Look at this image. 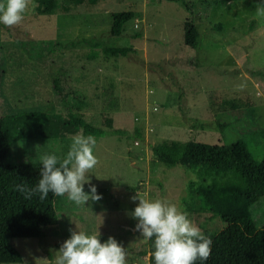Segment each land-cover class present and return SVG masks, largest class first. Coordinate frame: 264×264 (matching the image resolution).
<instances>
[{"label":"rangeland","instance_id":"374dc122","mask_svg":"<svg viewBox=\"0 0 264 264\" xmlns=\"http://www.w3.org/2000/svg\"><path fill=\"white\" fill-rule=\"evenodd\" d=\"M216 1L207 14L196 15L195 49L182 41L185 14L165 0H129L135 17L124 25L120 38L110 36L111 21L104 14L33 15L13 28L0 24V114L13 134L12 156H66L75 129L68 125L69 112L54 103L48 77L63 60L77 65L88 79H99L98 89L78 113L99 114L111 120L112 129L126 132L96 139L99 164L86 179L102 199L76 206L66 196H55L57 223L45 227L42 238H10L22 260L1 264H55L57 244L74 231L99 232L102 243L112 237L126 249L127 264H148L149 254L137 253L146 240L136 230L138 220L132 213L139 199L133 197L160 199L183 211L189 181L210 187L213 177L233 180L231 173L208 174L188 164L160 163L150 152L163 141L233 142L228 113L235 107L251 108L264 128V95L246 74L248 68L264 66V15L256 13L264 0ZM79 40L129 50L117 56L101 53L90 61L80 49L62 47ZM41 41L62 48L39 59ZM34 110L45 121H29L24 114ZM53 141H59L58 151L51 148ZM90 185H84L89 195ZM187 214L203 233L221 229L219 218L196 222ZM252 217L260 227L264 224V197Z\"/></svg>","mask_w":264,"mask_h":264},{"label":"trees","instance_id":"16d2710c","mask_svg":"<svg viewBox=\"0 0 264 264\" xmlns=\"http://www.w3.org/2000/svg\"><path fill=\"white\" fill-rule=\"evenodd\" d=\"M165 1L185 14L182 22L184 46L197 48L196 15L207 14L217 1ZM34 3L35 10L30 8L26 16L107 15L111 21L109 34L114 38H120L124 25L135 17L129 0H34ZM214 28L220 29L218 25ZM39 45L38 58L44 60L62 47L80 49L82 56L90 61H96L101 53L117 56L125 55L129 50L127 47H110L105 41H70L62 47L59 43L41 41ZM246 74L264 95V66L248 68ZM48 77L53 101L69 112L68 125L75 129L74 136L81 133L99 139L107 135H126L124 130L112 129L110 119L90 112L78 113L98 89V78L88 79L68 60L51 69ZM24 115L29 121L33 120L31 117H36L38 123L45 121L37 110ZM228 115L232 118L231 128L235 135V140L229 144L163 141L152 145L150 152L163 164H188L203 168L208 174L231 173L234 176L229 181L213 177L210 187L191 181L187 183L188 199L183 202V211L191 214L196 222L205 217L209 220L219 218L221 222V229L217 232L205 229L204 234L213 241L211 255L207 261L197 260L196 264H264V224L260 227L252 217L261 209L264 197V128L257 122L251 108L235 107ZM12 137L6 117L0 114V264L20 263L22 260L10 245V238H42L44 228L57 223L52 207L55 196L51 192L46 200L40 201L38 195L25 199L18 191L17 186L22 184L35 187L43 166L33 157L12 156L15 146ZM53 142L51 148L58 151L59 141ZM62 245L58 243L57 247ZM153 251L154 240H146L137 253H148V264H155Z\"/></svg>","mask_w":264,"mask_h":264},{"label":"clouds","instance_id":"9594fccd","mask_svg":"<svg viewBox=\"0 0 264 264\" xmlns=\"http://www.w3.org/2000/svg\"><path fill=\"white\" fill-rule=\"evenodd\" d=\"M34 0H4L0 2V24L13 28L23 23L29 9L35 10ZM257 15H264V5H258ZM97 140L93 135L77 133L65 157L45 154L40 157L42 171L35 187L18 185L25 199L38 195L40 201L54 196L64 197L76 206H85L91 200L102 199L95 186L86 179L96 168L99 160L94 154ZM90 185L86 194L84 185ZM139 199L132 216L138 220L136 230L143 239L154 240L153 257L155 264H196L197 260L207 261L211 255L212 239L189 219L188 214L176 204L160 199ZM126 249L109 237L101 242L100 234L84 231L72 232L61 246L55 264H127Z\"/></svg>","mask_w":264,"mask_h":264}]
</instances>
